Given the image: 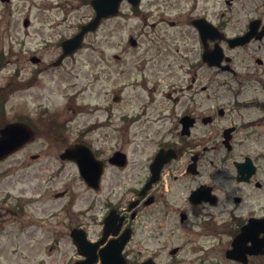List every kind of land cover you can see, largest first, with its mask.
Listing matches in <instances>:
<instances>
[{
  "label": "flooded vegetation",
  "instance_id": "flooded-vegetation-1",
  "mask_svg": "<svg viewBox=\"0 0 264 264\" xmlns=\"http://www.w3.org/2000/svg\"><path fill=\"white\" fill-rule=\"evenodd\" d=\"M161 1L147 0L145 9L148 10L137 28V37L142 41L141 47L138 41L134 47L141 48L142 51L137 62L119 65L118 69L114 70L116 76L111 77L112 98L105 108L109 114L102 118L100 111L103 109L97 108L98 121L95 126L93 106L92 141L88 142L84 135H81L82 138L79 135L74 143L89 146L94 159L96 157L103 164L98 189H92L93 201L90 209L94 216L92 241L95 244V264H103L104 260L109 259V244L126 233L128 241L122 251L126 264H144L147 261L155 264H264V254H250L252 243H259L264 238V223L260 222L264 219V197L261 196V191H264L261 170L264 174V169L259 160L258 148L261 136L252 128L255 123L251 122L249 117L240 116L244 110L255 107L256 101L253 99L254 95L251 101L240 100L241 95L248 93V88H244L237 92V99L230 108L218 105L219 103L213 107L212 102L216 99L212 93V89L216 87L213 83L223 85L221 81L216 80L217 75L238 76V71L232 66L234 58L230 54L231 51L264 41V36L262 39L257 38L261 34L264 35V15L253 12L254 7L246 0H237L238 5L236 0H212L216 5H220V11L205 10L199 13L196 12L199 0H191L193 7L188 11L190 24L194 25L197 21L199 25L208 22L215 29L205 30V35L201 37L194 27L196 36L193 41L195 45L198 44V48L195 47L192 51L195 52L196 60L183 70L188 76V82L180 86L176 81V70L172 68L169 74L173 81H170L169 87L173 91H164L161 65L164 59H172L175 52L173 47L169 48L166 40H163L166 48L160 44L159 31L156 35L159 23L148 22L155 16L152 9H159L165 3ZM11 2L12 0H9L4 4ZM256 7L259 9V6ZM250 31L254 36L247 43L231 47V40L245 36ZM129 38L138 39L133 36ZM212 51L218 52L216 59L221 60L219 67H211L208 62H204V55ZM115 57L120 60L119 56ZM65 61L59 67H62ZM52 63L45 66L41 60L36 66L39 70H35L33 76L40 77L43 71L58 68L52 67ZM259 64H263L261 60ZM212 71L216 75L212 76ZM35 86L36 84H33L31 88ZM72 86V83L67 82L68 89L73 88ZM222 96L221 94L219 97ZM4 97L5 89L2 87L0 130L9 123L23 122L35 132V140L14 153L7 161L13 158L16 165L23 169L27 167V162L22 160L24 156L30 157L34 162L40 159L39 153L30 154L27 151L38 139L58 140L64 147L55 154L48 155L50 159L43 170L58 171L57 178L60 179L65 165L69 163L61 159V154L69 145L64 140V134L55 131L58 130V125L65 127V123L58 121L59 112L52 111L40 102H37L34 108L20 107L18 105L24 103L11 104L5 101ZM115 98L119 100H114ZM68 109L76 112V109ZM218 117L223 118L225 124L218 129L221 153L218 154L219 164L212 171L205 168L204 162L207 154L217 150V146L198 142L212 137V130L207 129L216 123ZM52 124L55 125L54 133L48 127ZM185 124L190 125L188 135H183V132L187 131L184 129ZM139 126L138 135L147 145L141 153L134 151V154H130L124 146L130 142L132 131ZM101 128H110L112 132H116L112 139L109 134H102L106 141L118 143L110 148L108 153L101 149L102 144L95 146V142L102 143L101 140L95 141V130ZM197 129L200 130L201 140L194 134ZM120 142L123 144H119ZM161 149H174L176 157L161 168L157 181L143 193L152 177V163ZM118 152L123 154L122 157L111 162ZM21 153L22 157L16 158ZM52 157H55V160H52ZM109 172H112V175L108 178ZM242 177L249 179L240 180ZM180 182V188L186 190L183 199L175 196L179 192L176 186ZM219 185L226 189L223 198L217 193ZM106 187L110 190L107 197L97 196L95 199V193L101 194ZM201 187L210 189L207 195L214 196V202L208 199L195 204L190 200L192 192ZM70 195L68 188L54 194L56 200L65 201L55 213H51V217L69 214V208L74 205L68 206L67 197ZM133 202H136L134 207L131 206ZM157 205L160 207L156 212L146 215L145 210ZM218 206V213L196 212L204 207L212 210ZM180 227H185L193 237L190 239L189 236L185 242L174 245ZM195 229L203 233L196 234L198 232H195ZM142 232L148 235L144 242L137 239L138 234ZM237 237H241V240L234 247L233 243ZM177 240L179 241L178 238ZM201 241L206 242L207 246L198 245ZM150 243L155 245L153 250H148L147 245ZM143 244L146 246L143 247Z\"/></svg>",
  "mask_w": 264,
  "mask_h": 264
},
{
  "label": "rangeland",
  "instance_id": "rangeland-1",
  "mask_svg": "<svg viewBox=\"0 0 264 264\" xmlns=\"http://www.w3.org/2000/svg\"><path fill=\"white\" fill-rule=\"evenodd\" d=\"M88 1L91 0H12L10 4L0 1V51L9 52L4 58L5 65L0 70V85L5 89L4 100L11 104L25 103L18 105L25 108H34L36 103L40 102L52 111L59 112L58 121L65 123L66 130L55 131L64 134L67 145L75 143L82 133H85V140L92 141V131H88L92 124L91 108L95 106V125L98 121L97 108L103 109L100 111V117H107L109 112L105 108L112 98L111 77L116 76L114 70L118 69L119 65L136 63L142 53L140 48L133 49L129 45L128 37H137V28L144 20L143 16L131 13L130 6L124 3L121 14L103 21L97 32L86 37L84 48L67 60L63 67L44 71L34 88L22 87L35 70L34 65L30 63L32 55H39L47 66L61 53L59 42L62 37H70L82 22L92 18L94 11L91 5H86L85 2ZM163 1L165 3L161 8L162 12H157L149 21L159 23L156 35L159 31L161 38L156 39L165 48L163 40H166L169 48L173 47L175 52L172 59H164L161 65L164 91H173L169 87L170 81H173L169 70L174 68L176 81L180 86L186 85L188 76L183 70L196 60L192 49L198 48V44L195 45L193 41L195 31L188 22V11L193 7L191 0ZM246 1L251 2L253 12L264 15V0ZM238 4L236 0V5ZM197 7L196 12L199 13L205 10L220 11V5H216L212 0H199ZM25 19L31 22L28 28L23 25ZM173 22L174 26L171 25ZM139 41L141 42L140 39ZM230 54L234 58L232 66L238 71V76L217 75L216 80L221 81L223 85L213 83L216 86L212 89L213 96L216 97L212 101L213 107L216 103L227 108L232 107L240 89L248 88V93L241 95L240 100L251 101L254 95L256 106L244 110L240 116L249 117L251 122L255 123L252 128L261 136L258 146L259 160L264 169V41L231 51ZM116 55L121 59L116 60ZM257 60H261L263 64H259ZM211 75L216 73L212 71ZM67 82L72 83L73 88L68 89ZM221 94L223 96L219 97ZM68 108L76 109V112ZM217 119L216 123L207 129L212 130V137L198 142L217 146V150L207 154L204 162L205 168L212 171L218 166V154L221 153L218 129L225 124L223 118ZM114 133L116 132H112L110 128L96 129L95 141L101 140L102 143L95 142V146L102 144L101 149L108 153V150L118 143L106 141L102 134H109L112 139ZM139 133L140 126L132 131L130 142L124 146L130 154H134V151L141 153L147 145ZM194 134L200 139L199 129L195 130ZM63 147V143L55 139H38L27 149L30 154L41 155L38 161L34 162L24 156L22 160L27 162V167L23 169L16 165L15 159L0 164V264H74L79 255L70 236L71 231L82 227L88 230L90 237L92 236L94 216L90 209L93 192L81 179L77 166L67 163L60 179L57 178L58 171L43 170L50 159L48 155L55 154ZM22 155L23 153L18 154L16 158L20 159ZM136 157L135 154L134 158ZM51 159L55 160V157ZM111 175L112 172H109L107 177ZM261 176L263 181L262 170ZM180 187L182 188L181 182L176 186L179 192L175 196L183 199L186 190ZM66 188L71 194L67 197L68 206L74 205L69 208L67 216L60 214L56 218L51 217V213H55L65 201L56 200L54 194ZM108 192L110 190L106 187L101 194L95 193V199L97 196L106 198ZM217 193L223 198L226 194L225 187L219 185ZM261 196L264 197V191H261ZM159 207L160 205L148 208L145 210L146 215L156 212ZM196 212L218 213L219 206L212 210L204 207ZM194 231L198 232L196 234L203 233L196 229ZM177 233L174 245H180L191 236V232L185 227H180ZM146 236L148 235L142 232L138 234L137 239L144 242ZM192 237L193 235L190 239ZM198 245L207 246V243L201 241ZM147 246L148 250L155 247L154 243Z\"/></svg>",
  "mask_w": 264,
  "mask_h": 264
},
{
  "label": "water",
  "instance_id": "water-1",
  "mask_svg": "<svg viewBox=\"0 0 264 264\" xmlns=\"http://www.w3.org/2000/svg\"><path fill=\"white\" fill-rule=\"evenodd\" d=\"M123 0H93L92 5L96 11V17L91 21L89 24L85 25L81 31V33L76 36L74 39L67 41L64 43V47L69 46L68 48H65L63 56L59 59V62L68 54L74 53L78 48L82 46V40L86 33L90 31H94L98 28V26L101 23V20L103 18H107L110 16H114L118 14L120 3ZM132 2L135 6L138 5L139 0H129ZM28 22L26 21V25ZM237 44V43H235ZM35 62V59H33ZM210 62V61H209ZM213 64V61L210 62ZM27 126L20 123L10 124L6 126L1 131V137H0V160L7 157L9 154H11L13 151L17 150L19 147H21L23 144L31 140L32 138V132L26 128ZM163 152L159 153V157L156 159V163L153 165V172L156 174L158 172L155 170V166H157V163L163 159ZM63 158H67L73 161H76L80 168V173L83 176V178L86 180V182L93 187L94 184L97 186V183L100 178V171L97 173L94 171V163H93V156L90 151V149L84 147L83 145L80 146H74L72 148L67 149L65 154L63 155ZM171 157L167 156L168 160ZM158 161V162H157ZM166 161H162L159 165L163 166V164ZM158 168V167H157ZM202 190V189H201ZM203 192H194L191 199L194 202H198L203 198ZM72 237L74 238V241L78 245L80 252L87 256L88 259L84 260L82 262H79L78 264H93L95 262V258L92 254L91 250V244H89L86 240L85 233L82 231L74 230L72 233ZM122 248V247H121Z\"/></svg>",
  "mask_w": 264,
  "mask_h": 264
}]
</instances>
